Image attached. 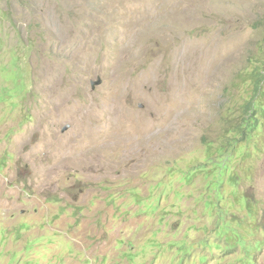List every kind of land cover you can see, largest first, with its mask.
Returning a JSON list of instances; mask_svg holds the SVG:
<instances>
[{"label":"rangeland","instance_id":"obj_1","mask_svg":"<svg viewBox=\"0 0 264 264\" xmlns=\"http://www.w3.org/2000/svg\"><path fill=\"white\" fill-rule=\"evenodd\" d=\"M259 73L264 0H0V264H264Z\"/></svg>","mask_w":264,"mask_h":264},{"label":"trees","instance_id":"obj_2","mask_svg":"<svg viewBox=\"0 0 264 264\" xmlns=\"http://www.w3.org/2000/svg\"><path fill=\"white\" fill-rule=\"evenodd\" d=\"M255 91H256V95H255V99L254 101H257L261 94L263 93L264 91V76L260 75L259 73V78L257 80V84L255 85ZM257 104H251V108L253 110H255ZM252 119L251 118H246L245 119V122L242 124L241 126V133L244 134L245 136H250L252 135V129H254V127H256L255 124H252Z\"/></svg>","mask_w":264,"mask_h":264},{"label":"water","instance_id":"obj_3","mask_svg":"<svg viewBox=\"0 0 264 264\" xmlns=\"http://www.w3.org/2000/svg\"><path fill=\"white\" fill-rule=\"evenodd\" d=\"M68 129H69V127H65V128H64V131H66V130H68Z\"/></svg>","mask_w":264,"mask_h":264}]
</instances>
